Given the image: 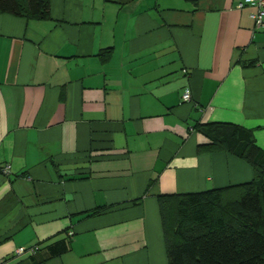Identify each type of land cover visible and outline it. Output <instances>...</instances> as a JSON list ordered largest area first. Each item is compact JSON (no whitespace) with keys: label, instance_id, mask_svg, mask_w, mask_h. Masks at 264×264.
<instances>
[{"label":"crops","instance_id":"obj_1","mask_svg":"<svg viewBox=\"0 0 264 264\" xmlns=\"http://www.w3.org/2000/svg\"><path fill=\"white\" fill-rule=\"evenodd\" d=\"M240 1L0 13V264H168L158 195L253 179L244 159L198 151L211 122L264 149V27Z\"/></svg>","mask_w":264,"mask_h":264},{"label":"trees","instance_id":"obj_2","mask_svg":"<svg viewBox=\"0 0 264 264\" xmlns=\"http://www.w3.org/2000/svg\"><path fill=\"white\" fill-rule=\"evenodd\" d=\"M49 2L0 0V13L45 19ZM198 130L209 139L199 152L232 153L253 167L254 177L223 188L158 195L168 264H264V149L243 126L211 122Z\"/></svg>","mask_w":264,"mask_h":264},{"label":"built area","instance_id":"obj_3","mask_svg":"<svg viewBox=\"0 0 264 264\" xmlns=\"http://www.w3.org/2000/svg\"><path fill=\"white\" fill-rule=\"evenodd\" d=\"M238 5L239 7H243L245 5L256 7V11L251 14V17L258 27H264V0H241ZM182 99L184 101H188L190 99V93L188 91L184 92ZM10 170L9 163H0V174L7 176L10 173ZM36 248L37 247L26 248L24 246H20L15 250V252L16 254H22L24 252L32 253Z\"/></svg>","mask_w":264,"mask_h":264}]
</instances>
